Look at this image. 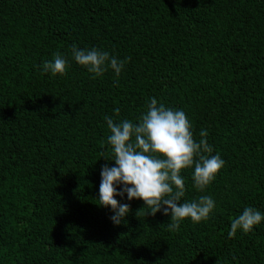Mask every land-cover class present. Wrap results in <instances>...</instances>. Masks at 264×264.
I'll use <instances>...</instances> for the list:
<instances>
[{"label": "trees", "instance_id": "trees-1", "mask_svg": "<svg viewBox=\"0 0 264 264\" xmlns=\"http://www.w3.org/2000/svg\"><path fill=\"white\" fill-rule=\"evenodd\" d=\"M73 45L130 60L93 79ZM58 52L66 73H44ZM152 98L224 161L204 192L181 173V202L216 207L174 231L126 194L119 225L99 206L104 118L138 123ZM0 146V264H264V221L228 235L245 207L264 214V0H0Z\"/></svg>", "mask_w": 264, "mask_h": 264}, {"label": "clouds", "instance_id": "clouds-1", "mask_svg": "<svg viewBox=\"0 0 264 264\" xmlns=\"http://www.w3.org/2000/svg\"><path fill=\"white\" fill-rule=\"evenodd\" d=\"M71 54L93 79L102 77L109 68L118 78L130 60V57L120 60L107 51L84 50L75 45ZM67 67L68 61L58 52L52 62L42 65V70L62 76ZM114 111L119 117V109ZM104 119L110 130L107 145L111 153V158L105 156L104 159L113 161L115 167L106 165L101 170L99 206L112 209L111 219L115 225L130 212L128 204H120L115 198H123L125 194L129 201L142 200L152 216L163 207V215L171 216L167 225L172 231L179 230L185 220L193 223L208 220L216 207L211 196L201 195L196 200L181 202L186 192L181 176L184 170L194 169V187L204 192L224 167L219 154L211 155L213 148L207 142V131L201 130V139L197 141L185 112L158 104L155 98L150 100L147 111L137 118L138 123L127 119L115 123L107 116ZM118 185L123 186L121 191H117ZM261 221H264V214L251 206L245 207L242 214L232 220L228 235L232 238L238 230L247 234Z\"/></svg>", "mask_w": 264, "mask_h": 264}, {"label": "rangeland", "instance_id": "rangeland-1", "mask_svg": "<svg viewBox=\"0 0 264 264\" xmlns=\"http://www.w3.org/2000/svg\"><path fill=\"white\" fill-rule=\"evenodd\" d=\"M2 156H4V155H3V147L0 146V160H1Z\"/></svg>", "mask_w": 264, "mask_h": 264}]
</instances>
